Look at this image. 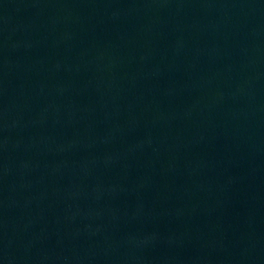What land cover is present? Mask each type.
Returning a JSON list of instances; mask_svg holds the SVG:
<instances>
[{
    "label": "water",
    "instance_id": "95a60500",
    "mask_svg": "<svg viewBox=\"0 0 264 264\" xmlns=\"http://www.w3.org/2000/svg\"><path fill=\"white\" fill-rule=\"evenodd\" d=\"M0 264H264V0H0Z\"/></svg>",
    "mask_w": 264,
    "mask_h": 264
}]
</instances>
